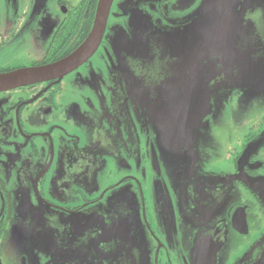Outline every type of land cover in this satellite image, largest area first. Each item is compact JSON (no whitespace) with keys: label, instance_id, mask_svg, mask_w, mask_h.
Listing matches in <instances>:
<instances>
[{"label":"flooded vegetation","instance_id":"1","mask_svg":"<svg viewBox=\"0 0 264 264\" xmlns=\"http://www.w3.org/2000/svg\"><path fill=\"white\" fill-rule=\"evenodd\" d=\"M178 1L113 0L87 61L0 92V264H264V111L226 43L264 0L201 29ZM98 2L0 0V74L72 54Z\"/></svg>","mask_w":264,"mask_h":264},{"label":"water","instance_id":"2","mask_svg":"<svg viewBox=\"0 0 264 264\" xmlns=\"http://www.w3.org/2000/svg\"><path fill=\"white\" fill-rule=\"evenodd\" d=\"M214 1V8L213 12L215 13L214 16L221 17L222 21H227L226 18L229 20L228 13H233L239 3L243 4V9L250 8L251 4L258 0H213ZM261 2V1H258ZM113 0H99L97 11L95 14L94 23L92 26V29L86 38V40L83 42V44L76 49L72 54L69 56L63 58L62 60H59L57 62L45 65V66H39V67H32V68H24L19 69L16 71L0 74V92L14 89L17 87L34 84L38 82H45L50 80H60L62 77L66 76L67 74L74 71L76 68H78L80 65H82L85 61H87L97 50L98 46L101 43V40L104 36V32L106 29L110 9L112 6ZM211 19V18H210ZM209 19V20H210ZM209 24L208 21H206V26ZM214 24H216L214 22ZM246 32L243 34V36H236L237 39L233 40V38L230 37V39L227 40L226 43L230 44V49L234 51L236 50H243V53H247L249 56L253 58H258L261 56L264 52V39H261L257 31V27L255 22H247L245 25ZM241 37V39H239ZM221 39V38H220ZM216 39L215 45L219 42L223 44V40ZM240 45V48H239ZM258 49H261L259 53H256ZM231 54V53H228ZM232 60V59H231ZM245 70V67H243ZM246 79V74H245ZM261 84L264 85V81H255L251 83V86L254 88V90H258V85ZM244 91L243 97L241 99V107H242V101L245 97V88H242ZM190 120V119H189ZM188 128L183 127L182 128V137L184 138V142L188 149L192 150V145L190 142L189 133L186 132ZM175 140V139H171Z\"/></svg>","mask_w":264,"mask_h":264},{"label":"rangeland","instance_id":"3","mask_svg":"<svg viewBox=\"0 0 264 264\" xmlns=\"http://www.w3.org/2000/svg\"><path fill=\"white\" fill-rule=\"evenodd\" d=\"M179 6L184 8V5L187 7L186 11L188 12V16L193 11L194 17L198 19V26L199 28H205L206 27V21H209L210 18H212V12L214 8V1L213 0H197L195 7L192 8L191 2L192 0H179ZM164 45L171 49L175 50V39L174 38H166V36L163 37ZM163 45V46H164ZM164 46V49H167ZM167 49V50H169ZM231 59L234 61V63L240 67H245V97L242 101V111L241 113L251 115V116H258L261 114L262 111H264V85L261 84L258 85V90H254V88L251 86V83L255 81H264V52L261 56L258 58H253L249 56L247 53H231L230 54ZM242 65V66H241ZM229 104H236L233 101H230ZM195 137L200 140V145L204 140L206 139V135L195 132ZM206 142V141H205ZM198 144V142H196ZM18 146H21V143H18ZM46 177V173L42 172L39 174L34 175V178L36 179L35 182H31V186H28V188L25 190V198L27 197L30 203L36 202L35 200V193L38 189H41V186L43 184V180ZM39 183V186L37 185ZM33 207L35 205L33 204ZM43 207L40 206L35 208L36 211L42 210ZM45 218L48 217V214L44 215ZM43 217V218H44ZM44 218V219H45Z\"/></svg>","mask_w":264,"mask_h":264}]
</instances>
